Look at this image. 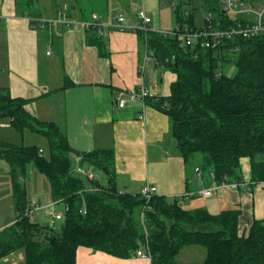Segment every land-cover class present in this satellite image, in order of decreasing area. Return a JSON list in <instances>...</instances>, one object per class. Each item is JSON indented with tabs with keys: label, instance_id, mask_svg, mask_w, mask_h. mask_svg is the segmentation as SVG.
Listing matches in <instances>:
<instances>
[{
	"label": "trees",
	"instance_id": "trees-1",
	"mask_svg": "<svg viewBox=\"0 0 264 264\" xmlns=\"http://www.w3.org/2000/svg\"><path fill=\"white\" fill-rule=\"evenodd\" d=\"M200 1L205 13L201 25L196 24L192 9L183 13L180 5L172 4L174 26L166 34L134 29L156 63L175 73L167 96H145L144 103L148 100L167 115L168 153L180 156L187 168L197 165L200 172H210L217 183H238L242 180L240 161L247 157L250 183L263 182L264 32L251 37L224 35L218 44L207 47L204 44L211 36L204 33L245 26L252 22V16L231 15L223 10L221 0ZM184 2L190 4L192 0ZM239 2L258 6L261 0ZM70 6L76 7L74 3ZM61 13L59 9L55 23L41 22L38 9H29L24 15L48 38ZM80 16L85 15L82 12ZM92 20L84 27L85 42L95 46L99 56L108 57L101 23ZM195 32L203 35L186 44V34ZM26 102L0 87V117L8 118L20 132L26 128L45 136L49 157L36 145L0 140V158L12 170L15 212L14 221L0 229V259L22 249L23 264H76L77 249L83 246L120 258L142 248L150 254V264H179L175 257L183 246L201 245L206 249L204 264H264V218H253L246 229H241L238 209L211 213L205 207L184 208L179 203L182 197L155 193L145 197L140 192L120 191L113 149H73L63 127L34 117L26 110ZM70 154L105 172V183L88 177L87 187L73 173ZM29 164L48 178L52 202L63 205L59 229L55 223L31 220L30 203L18 179L28 176Z\"/></svg>",
	"mask_w": 264,
	"mask_h": 264
},
{
	"label": "crops",
	"instance_id": "crops-1",
	"mask_svg": "<svg viewBox=\"0 0 264 264\" xmlns=\"http://www.w3.org/2000/svg\"><path fill=\"white\" fill-rule=\"evenodd\" d=\"M97 1L105 5L104 17L92 12L89 17L81 18L76 7L71 5L56 20L66 27L62 29L56 23L55 30L47 38L45 33L34 29L27 14L24 15L30 9L26 8V1L0 0V87H6L11 97L26 99L25 108L34 117L60 124L73 149H113L117 188L120 182L125 191L136 193L148 183L156 187L155 194L180 196L182 200L194 198L192 208L205 207L211 213L238 209L241 229H246L253 218H264V181L250 183L247 157L240 161L242 180L238 190L220 187L213 189L210 197L198 195L200 190L214 186L210 172L196 171L197 165L187 168L180 156L168 153L166 136L170 123L167 115L155 109L148 100L144 103V97H138L142 87L148 90L150 98L167 96L175 80V73L156 63L134 31L135 28L142 30L137 19L140 10L151 19L149 29L169 31L168 28L174 26V16L171 6L168 9L165 3L170 5L172 0ZM24 8L27 10L23 11ZM52 12L48 17L42 15L41 22L55 23L53 18L59 9ZM117 14H123L125 24L133 28L119 30L114 27L113 18ZM95 16L101 23L99 27L108 57L99 56L97 48L87 45L84 39L83 23ZM121 92L126 104L119 108L117 98ZM131 93L135 96L133 99ZM0 140H6L1 133ZM33 140L41 144L40 140ZM149 157L152 159L148 160ZM10 194L4 198H9L11 216L14 208ZM43 200L45 205L52 201L46 195ZM44 215L51 217L46 212ZM9 220L10 217L0 223V228L13 222ZM200 247L183 246L176 261L190 264L184 258L196 255L201 258L199 264H203L205 251ZM15 252L0 262L9 264L11 260V264H17L13 258ZM17 256L18 264H23L24 253L19 252ZM150 263L135 254L120 258L83 246L76 252V264Z\"/></svg>",
	"mask_w": 264,
	"mask_h": 264
},
{
	"label": "rangeland",
	"instance_id": "rangeland-1",
	"mask_svg": "<svg viewBox=\"0 0 264 264\" xmlns=\"http://www.w3.org/2000/svg\"><path fill=\"white\" fill-rule=\"evenodd\" d=\"M20 2H25L26 0H19ZM30 1V9H38L40 11V13H42L43 16L48 17L50 16V14H52L53 10L55 9H62L63 12H65V10L70 6V4H75L76 5V11H78L79 13H82L85 15V17L90 16L92 12H97V14L100 15V17L104 16L106 9H105V5H103L102 3L98 2L97 0H29ZM111 2H113V0H111ZM260 3V2H259ZM257 3V4H259ZM262 3V2H261ZM174 4L175 6L180 5L181 11L184 13L186 10H193L194 12V18H195V22L197 25H201L202 21L205 17V13L202 9L201 6V1L200 0H192V2L190 4H187L184 2V0H172V3L169 5L167 3H165V5L167 6L166 8H170V6ZM264 4V3H262ZM261 4V5H262ZM111 11H115L113 10V8H110ZM171 10V9H170ZM55 15V13H54ZM173 28V25H171L168 29L171 30ZM227 67V63H224L223 68L225 69ZM0 133H1V137H4L7 142L10 143H17L18 145H32V144H36V146H40L43 149V155L47 158L49 157V143L48 140L45 138V136L35 133V132H31L30 130H27L26 128L23 129L22 132L16 130L15 128L12 127V125L10 124V121L8 118H4V117H0ZM33 139H38L40 140L41 144H37V142H34L35 140ZM13 141V142H11ZM46 142V143H45ZM44 143V146H43ZM70 159L72 161V169H73V173L80 177L82 180H84L85 184L87 185V187L90 186V184L88 183L87 179H88V174L90 176L96 177L97 179H99L102 183H105V172H103L102 170L96 168L95 166L88 164L86 162L81 163L80 161H78L72 154H70ZM152 159L151 157L148 158V160ZM0 164H1V168H0V223H5L9 217L10 220L9 222L14 221V211L11 212V216L9 215L8 210H10L9 207V198L7 200H5L4 197L9 196L10 191H11V181H12V176H11V172L12 170H10V166L7 162H5L3 159L0 158ZM32 171H31V170ZM240 174H241V167H240ZM18 176H20V174L18 173ZM24 188H25V197L27 199V201L31 204V202H35L36 204L40 205V206H44L45 202L43 200L44 195L49 197V200H51V187H50V183L48 181V178L40 173L39 171H37L36 168H34V166L30 165L28 166V176L21 178H18ZM241 182V181H240ZM240 182H238V188L240 187ZM231 183V182H228ZM236 183V182H234ZM148 184V183H146ZM145 184V185H146ZM118 188L121 189V191H125L124 188L121 187V183L118 182ZM238 188L236 190H238ZM10 189V190H9ZM12 196V193L10 194V197ZM178 198L180 196H177ZM202 201V200H200ZM52 202V201H51ZM55 204L56 211L58 214H61L62 216V211L60 209H62L60 207L59 203H56L55 201H53ZM191 202H195V199L192 197H185V200L183 199H179V203L180 205H182L183 207L189 209L193 207V203ZM63 206V205H62ZM232 209V208H231ZM48 210V208H47ZM44 210H36V211H32L31 212V220L39 222L40 224H46V223H50V224H54V227L59 229L60 226V220H53L51 219V217L44 215ZM2 229V228H0ZM200 246V245H199ZM200 248H203L205 251V255H206V249L201 246ZM181 250V249H180ZM16 252H23L22 249H19ZM15 252V255H13L15 262H17V264L19 263L20 259L17 256L18 253ZM17 256V257H16ZM17 258V260H16ZM177 260V257H175ZM186 261L189 262L190 264H199L201 262V258H199V256L193 255V256H188ZM204 262V261H203ZM11 260L9 261V264H11ZM0 264H8L5 262H0ZM204 264V263H203Z\"/></svg>",
	"mask_w": 264,
	"mask_h": 264
},
{
	"label": "built area",
	"instance_id": "built-area-1",
	"mask_svg": "<svg viewBox=\"0 0 264 264\" xmlns=\"http://www.w3.org/2000/svg\"><path fill=\"white\" fill-rule=\"evenodd\" d=\"M262 3H264V0H261ZM222 7L224 11H227L233 16L237 15H250L252 18V22L247 23L245 26H239L237 28H233L231 30H213L211 32L204 33V36L207 34V36H211V40L205 42V46H215L216 44L219 43L220 39L226 35V36H231V35H242L245 37H251L255 36L259 33L264 32V4L259 3L258 6H252L251 4H246L243 2H239V0H221ZM262 4V5H261ZM173 6H175L173 4ZM137 19L141 25L142 30H146L148 28V25L150 24V17L147 16V14L144 12V10H140L137 13ZM93 22H98L97 17L95 16L94 19L92 20ZM91 21L84 22L83 25L84 27L88 24H90ZM113 26L116 27L119 30H126V29H131L133 28L132 26H129L125 24V16L123 14H117L113 18ZM97 25V24H96ZM166 34L167 32H163ZM203 35V32H195V33H189L186 34V44H191L195 39L201 37ZM148 90L146 88L140 89L138 92V97L143 98L148 95ZM130 97L133 99L135 96L133 93L130 94ZM126 104V100L123 98V93H119V96L117 98V105L119 108L124 107ZM196 171H199L198 168H195ZM89 178H92L93 176H90L88 174ZM211 178L213 179V176L211 175ZM220 187H228L229 189L236 190L238 187L237 183L231 182H220L217 183L214 181V186L209 189H202L200 190L197 194L200 196H203L205 198L210 197L212 195V190ZM140 194H142L145 197H150L152 194L156 193V187L150 184H146L141 187L140 189ZM196 194V195H197ZM54 202L43 206H40L36 204L34 201L31 202L30 204V210H28V213L31 214V212L34 210H44L46 214L51 216L52 221L53 220H58L61 219V214H58L57 211L55 210L54 207ZM48 208V210H47ZM135 257H141V258H146L148 261L151 260V256L148 252H146L144 249L140 248L137 249L135 252Z\"/></svg>",
	"mask_w": 264,
	"mask_h": 264
},
{
	"label": "bare ground",
	"instance_id": "bare-ground-1",
	"mask_svg": "<svg viewBox=\"0 0 264 264\" xmlns=\"http://www.w3.org/2000/svg\"><path fill=\"white\" fill-rule=\"evenodd\" d=\"M238 188V187H237Z\"/></svg>",
	"mask_w": 264,
	"mask_h": 264
},
{
	"label": "water",
	"instance_id": "water-1",
	"mask_svg": "<svg viewBox=\"0 0 264 264\" xmlns=\"http://www.w3.org/2000/svg\"><path fill=\"white\" fill-rule=\"evenodd\" d=\"M4 114V113H3Z\"/></svg>",
	"mask_w": 264,
	"mask_h": 264
}]
</instances>
